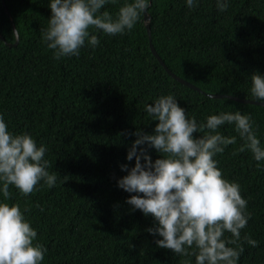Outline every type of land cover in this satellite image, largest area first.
<instances>
[{"label": "trees", "instance_id": "obj_1", "mask_svg": "<svg viewBox=\"0 0 264 264\" xmlns=\"http://www.w3.org/2000/svg\"><path fill=\"white\" fill-rule=\"evenodd\" d=\"M125 2L109 0L100 12L115 18ZM149 4L150 36L142 13L124 34L90 29L98 46L86 41L78 57L57 60L42 39L52 15L50 0H0V114L10 132H28L37 146H46L48 171L57 175L53 187L41 181L26 197L9 186L7 202L19 203L37 231L34 243L47 248L41 264H195L194 256L157 246L162 237L147 229L158 228L159 222L133 210L127 200L137 193L118 186L128 174L122 165L135 166V158L127 160L137 139L133 133L154 134L158 121L145 106H154L159 96L173 94L198 124L221 112L251 114L264 147V106L211 96L256 101L251 76H264V0H229L224 12L217 0H199L193 8L186 0ZM10 15L19 34L16 46ZM151 45L168 70L198 90L170 75ZM218 131L237 137L214 159L247 200L251 219L241 236L258 241V247L243 244L238 264H264V161L257 162L249 150L238 151L244 141L234 124ZM141 147L153 162L161 158L155 148Z\"/></svg>", "mask_w": 264, "mask_h": 264}, {"label": "clouds", "instance_id": "obj_2", "mask_svg": "<svg viewBox=\"0 0 264 264\" xmlns=\"http://www.w3.org/2000/svg\"><path fill=\"white\" fill-rule=\"evenodd\" d=\"M107 3L109 0H50L52 15L47 29L42 30V39L49 50H54L55 59L78 57L86 41L92 48L98 46L100 40L90 35V29L112 36L131 31L150 7L149 0H126L114 18L108 11L100 12ZM186 4L198 7L199 0H186ZM217 7L226 11L229 0H217ZM17 35L15 30L12 36ZM250 92L254 100L264 101V76L258 72L251 76ZM145 111L158 123L154 134L139 129L133 133L137 139L127 160L135 158V166L129 170L122 165L128 174L118 181L124 191L137 193L127 203L159 222L158 228L147 229L162 237L156 241L159 248L194 256L195 264H238L245 251L243 244L258 247V241L250 234L241 236L251 219L247 200L241 195L240 184L224 177L214 157L237 143L236 136L226 137L218 131L227 123L235 125L244 141L238 151L249 150L257 162L264 161V147L251 114L221 112L198 124L195 116L188 118L173 94L159 96L154 106H145ZM197 132L202 133L200 138L194 137ZM145 144L155 148L161 158L153 162L141 147ZM46 151V146H37L30 133L10 132L0 114V192L4 199L0 202V264H41L45 259L47 248L34 243L37 231L19 203L7 201L11 198L10 185L25 197L41 181L49 188L55 185L57 175L48 171L51 164L44 159ZM225 232L231 233V238H225Z\"/></svg>", "mask_w": 264, "mask_h": 264}, {"label": "water", "instance_id": "obj_3", "mask_svg": "<svg viewBox=\"0 0 264 264\" xmlns=\"http://www.w3.org/2000/svg\"><path fill=\"white\" fill-rule=\"evenodd\" d=\"M144 19H145V26H146V29L149 33V36L151 34V30H150V21H151V16L150 14L146 11L145 14H144ZM10 20H11V24H12V28L14 29V31L16 30L15 28V25H14V21L10 15ZM0 37L1 34H0ZM19 43V34L16 36V42H15V46L18 45ZM151 49H152V52L154 54L155 57L158 58V60L160 61L161 65L167 70V72L172 75L176 80L180 81L181 83H184L185 85L191 87V88H194V89H197L196 86L182 80L181 78L175 76L170 70H168L167 66L165 65V63L160 59V57L158 56L157 52L155 51L154 47L151 45ZM213 98H231L233 100H236L238 102H241V103H247V104H253V105H261V106H264V102H258V101H253V100H242V99H239V98H235V97H230L228 95H211Z\"/></svg>", "mask_w": 264, "mask_h": 264}]
</instances>
